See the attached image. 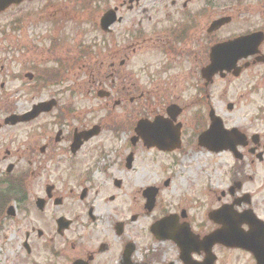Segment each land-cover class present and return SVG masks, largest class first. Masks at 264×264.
Listing matches in <instances>:
<instances>
[{
    "label": "flooded vegetation",
    "instance_id": "af4514ba",
    "mask_svg": "<svg viewBox=\"0 0 264 264\" xmlns=\"http://www.w3.org/2000/svg\"><path fill=\"white\" fill-rule=\"evenodd\" d=\"M55 1L67 3L68 10L96 13L75 25L97 29L100 37L64 54L49 49L45 27L32 36L28 28L35 21L6 26L8 52L0 75L12 78L16 66L27 80L26 91L55 92L38 100H54L52 110L15 125L6 123L14 111L2 99L1 110L7 113H0V213L7 217V230L18 220L22 227L9 264H264V0ZM55 5L65 12L63 5ZM58 40L53 34L52 49ZM98 45L108 60L97 57L93 47ZM99 89L108 94L98 97ZM220 91L234 95L227 110L242 100L251 107L240 122L225 124L215 106L222 101ZM78 93L87 107L77 105ZM92 100L99 103L91 107ZM171 105L176 110L168 115ZM145 111L150 116L142 115ZM183 112L184 122L179 120ZM154 117L178 131L177 139L163 143L171 150L150 145L135 132L140 119ZM216 119L235 131L226 137L228 149L219 152L198 143ZM17 126L23 134L7 129ZM95 126L98 131L89 135ZM191 128L194 132L187 133ZM187 136L196 149L223 154L226 161L216 168L210 189L204 182L190 188L198 196L197 213L179 207V201L172 210L158 207L169 178L164 187L153 186L150 203L144 190L151 185L144 190L133 185L141 206L132 211L122 197L129 178L139 183V172L133 173L138 153L180 154ZM154 211L146 234L129 232L140 216ZM166 216L175 217V226L184 225V262L176 242L181 234L150 230ZM60 218L70 221L66 229L58 226ZM164 243L173 251L154 250Z\"/></svg>",
    "mask_w": 264,
    "mask_h": 264
},
{
    "label": "rangeland",
    "instance_id": "374dc122",
    "mask_svg": "<svg viewBox=\"0 0 264 264\" xmlns=\"http://www.w3.org/2000/svg\"><path fill=\"white\" fill-rule=\"evenodd\" d=\"M53 2L54 6H48L47 2L43 0L31 1L23 3L18 8L9 9L6 12L0 14V64L4 62V57L6 52H8L7 48V29L6 26L8 22L23 19L24 21H35V24L29 25L28 30L31 31L32 36L38 34L35 30H39L40 27H45V29L50 30L53 34L59 38L58 45L55 47L56 52H61L67 54L66 52H75L79 49V45L90 43L91 39H97L100 37V33L97 29L87 28L86 25H81L79 28L73 26L72 22L74 21H84L90 19L89 17L95 16L96 13H86V12H78L73 10L66 9L68 7L67 3L64 1L56 2L55 0H48ZM55 4L63 5L65 12L59 11V6ZM79 10V9H78ZM92 19V18H91ZM50 27V28H49ZM4 30V31H3ZM5 32V33H4ZM10 32V31H9ZM86 32V33H84ZM84 33V34H83ZM81 36V38H79ZM90 39V40H89ZM93 50L97 52V57L102 60H108L106 56V51L104 48L97 46V49ZM68 57H70L68 55ZM116 59V58H115ZM116 62V60L114 61ZM44 65L41 63L40 67L42 68ZM17 67H13L12 78L4 77L3 74L0 75V84L3 83V89H0V113L1 111L7 113V111H3L2 99L6 98V102L12 103V111L20 112L28 109L33 102H36L39 99H46L51 97L54 94V89L49 88L43 92H37L33 89L31 92L26 91L28 88L27 80L23 77V74L17 72L15 70ZM37 82V81H36ZM100 87V86H99ZM101 87L107 89L106 85H101ZM225 87V82H221L219 89L222 90ZM98 88V87H97ZM181 93L183 92H175ZM222 98V101H218L215 103L217 107V111L220 116H222L225 124L230 126L232 123H238L244 116L247 109L251 107L248 103L242 100L238 104L239 107L232 110H227L225 108V104L228 101L235 102L233 93H225L223 91L218 92ZM217 93V94H218ZM8 94L9 98L4 97V95ZM83 94V92H82ZM191 95L192 92L189 91ZM80 94H77V105L79 107H87L86 102L83 99H80ZM245 100V99H244ZM60 102L62 105H66L65 96H60ZM99 102L97 100H92L90 102V106L94 107ZM127 104V102L125 101ZM154 105V104H153ZM162 106L164 104H161ZM132 108L135 105L131 104ZM159 106L155 105V110H157ZM153 110V109H152ZM54 112V110L52 111ZM56 112V111H55ZM149 111H145L142 115L148 114ZM260 114V112H258ZM51 116V115H50ZM42 118V116L40 117ZM45 120H51L50 118L43 116ZM179 120L184 122V112L179 117ZM47 121H45L46 123ZM80 125V124H79ZM78 125V126H79ZM14 134L21 135L24 130L19 126L13 128H7ZM1 130L0 132H3ZM193 133L194 128L187 129V133ZM192 137L187 136L185 138V146L184 152L180 154H160L157 155L152 151H144L143 153H138L137 160L134 162L133 173L139 172V178L137 181L140 183L134 182L135 180H131L129 178V172L127 174L129 181L123 190V193L126 195L122 197L123 202H128L127 207H133L132 211H137V209L141 206V202L139 195L135 194V190L132 189L133 185H139V188H145L146 185L151 186H161L162 182L169 178V185L160 190L158 195V207L165 206L168 210H172L177 206L179 201L182 208H188L190 213H197L198 204L194 205L195 198L198 196H194L195 192L190 191V188L197 189L200 187V183H203L204 188H211L213 182L216 180V168L219 165L226 163L224 159V155H211L208 154L205 150L196 149L190 141ZM147 152V153H146ZM148 155L146 159H142L143 156ZM126 174V172H125ZM207 182L209 184L207 185ZM143 188V189H144ZM122 193V195H123ZM135 196V197H133ZM181 199L183 202H181ZM201 201H197L200 203ZM185 204V206H184ZM126 207V208H127ZM157 215V211L151 212L149 215L140 216L136 222L133 223V231L136 234L144 235L147 233V224L150 218ZM7 217L0 213V264H9V258L12 251H16L19 249L20 239L22 236L21 232V220H18L13 226V230H7ZM128 231V230H127ZM11 234V236H9ZM110 230L104 232V237L108 238L110 235ZM154 248V247H153ZM11 249V250H10ZM157 251H167L172 252L173 247H169L168 243H164L163 247L158 246L154 248ZM158 262L157 264H160Z\"/></svg>",
    "mask_w": 264,
    "mask_h": 264
},
{
    "label": "water",
    "instance_id": "95a60500",
    "mask_svg": "<svg viewBox=\"0 0 264 264\" xmlns=\"http://www.w3.org/2000/svg\"><path fill=\"white\" fill-rule=\"evenodd\" d=\"M18 1L20 0H0V11L4 9L9 3L18 2ZM109 14L111 13L105 14L103 18L101 19V21H103V19L107 17ZM217 50L218 49H215L213 53L217 52ZM51 106H52L51 101L37 103L32 106L30 111L23 113L21 115L13 114L9 116L8 118L11 123H15L17 121H25V120L35 117L41 111L49 110ZM136 131H139L138 133H140L142 138L146 142H148L150 145H156L161 149H170L171 147L169 145L165 146L163 143L170 142V141L177 139V131H171V128L168 127L164 121H161L158 118H155L152 122L147 121L145 119L140 120L137 123ZM230 133H233V131H230V132L226 131L222 127V124L219 121V119H216L212 121L209 130L204 132L199 137V140H200L199 143L204 144L210 149L215 150V151L225 149L228 147L227 145L225 146V141H227L226 137ZM171 134H173L175 137ZM149 202H150V198L148 199V203ZM164 220L168 221V223L170 224L168 228H172L171 217L165 218L161 222L159 221L157 225L163 223ZM157 225H156V228H157ZM156 228H152V231H154ZM175 229H178V232L180 234L184 233V227H180V229L179 228H175ZM177 240H178V246L181 251L180 257L183 259V262H184V251H186L184 237L178 238ZM186 264H194V263H189L187 261Z\"/></svg>",
    "mask_w": 264,
    "mask_h": 264
}]
</instances>
